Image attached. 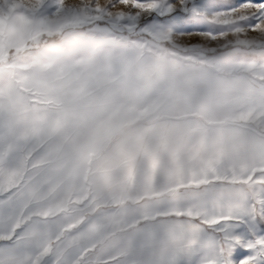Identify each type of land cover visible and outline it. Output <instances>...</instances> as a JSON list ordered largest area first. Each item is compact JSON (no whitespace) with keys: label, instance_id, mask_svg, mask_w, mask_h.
Listing matches in <instances>:
<instances>
[{"label":"rangeland","instance_id":"rangeland-1","mask_svg":"<svg viewBox=\"0 0 264 264\" xmlns=\"http://www.w3.org/2000/svg\"><path fill=\"white\" fill-rule=\"evenodd\" d=\"M45 2L0 0L5 140L24 128L42 132L30 145L33 162L47 158L70 183L111 193L115 201L109 197L102 211L129 217L219 205L248 191L239 181L264 177V48L256 43L264 37L233 35L231 26L215 42L108 31L40 11ZM189 43L208 51L186 50ZM223 170L228 180L217 179ZM163 219L166 231L156 239L166 254L179 222L191 221ZM142 232L140 224L109 240L113 264L149 257Z\"/></svg>","mask_w":264,"mask_h":264},{"label":"snow or ice","instance_id":"snow-or-ice-1","mask_svg":"<svg viewBox=\"0 0 264 264\" xmlns=\"http://www.w3.org/2000/svg\"><path fill=\"white\" fill-rule=\"evenodd\" d=\"M21 7L29 13L37 11V7ZM39 10L108 31L196 35L215 42L231 26L233 35L252 32L264 37V0H107L104 5L98 0H81L78 5L46 0ZM256 43L264 48V42ZM185 47L208 51L195 43ZM228 47L221 45L222 50ZM38 139L42 140V132L29 128L7 140L0 136V264H47L49 257L51 264H113L118 257L107 255L109 240L140 224L150 255L121 264H264V187H253L264 186V177L239 181L248 185V191L242 189L236 199L219 205L138 217L119 210L105 213L108 198L115 201L111 193L70 183L47 158L32 161L36 149L30 145ZM41 164L47 166L35 172ZM231 177L237 182L234 170ZM217 179L228 180V170ZM169 216L188 217L191 222H179V239L163 254L156 238L165 233L163 218Z\"/></svg>","mask_w":264,"mask_h":264}]
</instances>
